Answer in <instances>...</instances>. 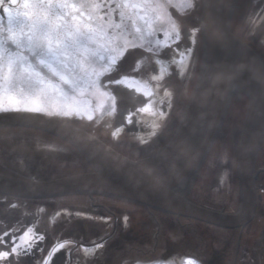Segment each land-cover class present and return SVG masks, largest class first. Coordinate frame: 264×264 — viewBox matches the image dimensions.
<instances>
[{
	"label": "flooded vegetation",
	"instance_id": "obj_1",
	"mask_svg": "<svg viewBox=\"0 0 264 264\" xmlns=\"http://www.w3.org/2000/svg\"><path fill=\"white\" fill-rule=\"evenodd\" d=\"M132 2L135 1L132 0ZM197 3L199 7L188 15H181L175 8L168 9L180 24L182 34L188 32L190 28H197L200 25L196 18L198 19L202 15L203 0H197ZM114 18H116L115 14ZM234 21L231 27L232 31L235 29L233 35L261 59L264 67V0H239ZM198 33L201 34V28ZM198 33L195 44V46L198 45V48L195 49L194 46V63L190 69V75L186 74L188 78H165L164 82L170 85V91L173 93V110L167 121L163 122L157 136L152 138L149 144L142 145L137 139L138 134H143L146 131L142 125H129L124 128L118 138H113L112 132L121 119V96H117L115 117L105 118L99 125L96 124V121L47 117L83 128L85 133L117 153L119 148H135V150L137 149L135 157L140 160L157 155L159 150L166 147L178 127L177 123L184 113L183 106L187 105L188 102L187 99L184 100L185 92H190V97L191 93L195 91L194 85L197 83L200 71L198 63L201 38H199ZM160 38H162V34H160ZM181 43L184 41L182 40ZM139 51L140 49L130 50L129 53L125 54L124 60H128L131 52ZM123 62L122 60L121 63ZM154 67L156 66L150 60H144L140 66V72L132 73V75L142 76L144 80L148 81L150 76L155 74L153 72ZM124 74L113 72L111 75L118 78ZM102 79L106 81L108 77L105 76ZM150 83L155 84L156 82L150 81ZM109 87L112 90L119 89L125 95L128 103H133L132 96H135V103L137 104L145 99L135 93L127 95L129 90L122 86L110 85ZM8 103L9 101L6 99L4 104L7 105ZM248 108L249 99L247 97L244 95L232 96L227 115L237 112L242 116L240 129L237 133V149L233 152L231 148L233 144L231 143L229 146V141H227L229 138L224 139L222 151L219 149L220 141L223 140L221 139L222 136L226 138L227 131L233 130L232 128L229 130L232 123L228 119L225 121L221 135L217 139L211 154L201 167L190 200L195 194L197 196L196 204L225 214L238 213L245 201V212L250 211L252 213L245 228L222 230L209 225L207 227L202 223H198V225L211 228L224 237L226 236L227 242L221 251V255L223 253L227 255L224 258L227 262L230 259V252L234 250L233 264H264V136L253 165V172L251 175L248 174L249 176L246 178L243 193L239 180V149L241 137L245 132ZM8 113L16 112H0V114ZM133 119L135 120V117ZM225 132H227L226 135ZM232 132L234 134L235 131ZM59 142L57 138L36 130H1L0 177L30 182L53 180L57 172H62L56 166L63 159L66 162L72 161V157L68 156H72L73 149L70 147L67 149ZM54 146L56 150L53 149ZM58 149L61 151L60 153ZM130 152L131 150L125 155ZM134 152L133 150L132 155ZM249 182L252 187H247ZM234 205L236 206L232 209ZM139 218H142V221ZM184 221L190 222L175 216L170 217V215L166 216L157 211L136 207L132 204L96 196L23 200L0 195V237L3 239V243H0V251L10 250L12 247L11 237H17L16 244H20L19 237L29 227L33 233L44 236L43 240L36 239L33 241L32 253L34 255L17 257L10 253L6 260L0 261V264H9V261L13 260L15 264H43L51 245L65 240L68 241L65 249L55 253L49 264H186L187 245L183 239L184 234L176 246L168 238V234L166 237L163 235L165 233L163 228L184 227L182 225ZM154 225L157 230L152 235L151 231ZM5 231L9 233L7 236L3 235ZM89 241L96 243L103 241L104 243L103 249L96 250L95 259L86 256L83 252L82 246L93 247L92 244L88 243ZM41 246H43V251L37 253L36 250ZM159 248L161 253L158 252ZM144 254L148 257L139 259ZM127 256L131 257L129 262L126 261ZM214 260V264H217L215 256ZM197 264L212 263L198 258Z\"/></svg>",
	"mask_w": 264,
	"mask_h": 264
},
{
	"label": "snow or ice",
	"instance_id": "obj_2",
	"mask_svg": "<svg viewBox=\"0 0 264 264\" xmlns=\"http://www.w3.org/2000/svg\"><path fill=\"white\" fill-rule=\"evenodd\" d=\"M198 7L197 0H0V94L9 101L0 103V112L74 117L99 125L115 117L117 96H121V119L113 138L129 125H142L146 131L137 139L149 144L173 110V93L165 78H188L199 31L193 28L182 34L168 9L188 15ZM132 49L140 51L124 60ZM144 60L156 66L148 81L132 75L140 72ZM113 72L125 74L117 78ZM110 85L145 99L137 104L132 96L133 103H128ZM16 239L11 237L10 250L0 251V261L10 253L34 255L33 241L44 236L29 227L19 237L20 244ZM67 243H53L43 264H49ZM88 243L93 247L82 246L83 252L95 259L104 243ZM41 251L43 246L36 250ZM186 264H197V260L188 259Z\"/></svg>",
	"mask_w": 264,
	"mask_h": 264
},
{
	"label": "water",
	"instance_id": "obj_3",
	"mask_svg": "<svg viewBox=\"0 0 264 264\" xmlns=\"http://www.w3.org/2000/svg\"><path fill=\"white\" fill-rule=\"evenodd\" d=\"M239 0H203L202 70L182 119L163 150L150 160L129 163L107 147L55 118L26 113L0 114L3 129L30 128L75 148L91 173L62 181L27 183L0 177V195L16 199L103 196L222 230L245 228L252 213L244 206L225 214L190 200L201 167L221 135L231 98L249 99L239 149L242 193L264 136V67L261 59L231 32ZM249 174V175H248ZM247 187H252L248 183Z\"/></svg>",
	"mask_w": 264,
	"mask_h": 264
},
{
	"label": "rangeland",
	"instance_id": "obj_4",
	"mask_svg": "<svg viewBox=\"0 0 264 264\" xmlns=\"http://www.w3.org/2000/svg\"><path fill=\"white\" fill-rule=\"evenodd\" d=\"M133 1L136 2V0H133ZM97 2H98V0H97ZM240 5H239V7H240ZM237 9H238V5H237ZM240 13H241V10H240ZM234 16H235V14H234ZM234 16L232 18L231 26L230 27H232V25H233ZM196 21L201 24V22H202V15H201L200 18H198V19L196 18ZM197 28L200 30L201 25H199ZM191 30L192 29L190 28L188 30V32H190ZM231 32H232V34L233 33L235 34V29H233V31L231 30ZM198 34L200 35L199 38H201V40L199 42V46H200V48H199V63H198V60H197V63L199 64L200 71H201L203 69L202 68V61H201V59L203 58V39H202L201 34L200 33H198ZM197 48H198V45L195 46V49H197ZM200 71L198 73L199 75H200ZM199 75L197 77V83H195V85H194V88L195 89L197 88V85L199 83V79H200L199 78L200 77ZM189 93L190 92H188V91L185 92L186 95L184 97V100L187 99L188 102H187V105L183 106V108H184L183 111L184 112L187 109L188 103L190 102V100L192 98V94L193 93H191L190 97H189ZM235 95H240V93H236ZM5 102H6L5 97L2 94H0V103H3L4 104ZM185 103H186V101H185ZM181 119H182V116L180 117L179 122L177 123L178 125H179ZM228 119H229V122L232 121L231 122L232 123V127H230L229 130L231 128L233 130L227 131L228 133L225 132V135L227 133L226 138H225V136H222L223 138H221V139H223V140L220 141L219 149L222 151V146H224L223 144L225 143V140L224 139L229 138L227 140V141H229L228 144H229V146H230L231 143L233 144V147L231 146V148H232V150L234 152V151H236L237 146H238V143H237L238 142L237 133L239 132V129H240L239 127H240V124H241L242 116L239 113L234 112L233 114L230 113V115H227L226 121H228ZM69 125L72 126L74 129L78 130L79 132L80 131L81 132H84V129L83 128H79L78 126H74L72 124H69ZM8 129H12V128H8ZM8 129H3V130H8ZM17 129H24V130H26V129H30V128L22 127V128H17ZM232 131H235L236 134H235V132L233 134ZM39 132H41V131H39ZM231 135H232V137H231ZM91 138H93V137L91 136ZM93 139L96 140V141H98L102 145H104L102 142H100L96 138H93ZM64 145L66 147H70V148L73 149L72 150V152H73L72 153V156H68V157H72V161L66 162L63 159V161L60 162V165L57 168V169L61 170L62 172H60V173L57 172L56 173L57 175H54L53 180H49V181H59V180L62 181L63 179H67V178H71V177H75V176H82V175H86V174L92 172L91 171L92 169H90V167L88 166L87 161L84 159V157L75 148H73L72 146H70L68 143H65V142H64L63 146ZM104 146L107 147L106 145H104ZM107 148L110 151L114 152L121 159H123V160H125V161H127L129 163H138V162H141L143 160H146L147 161V160L152 159L154 156H156V155H154L153 157H150V158H147V159L145 158L143 160L142 159L140 160V159H137L135 157L136 151H137V149L135 150V148H129V149L119 148V149H117L118 153L115 152L114 150H112L109 147H107ZM53 149L56 150V147L54 146ZM130 150H131V152L129 154L127 153L125 155V153L126 152H129ZM133 150L135 152L132 155ZM162 150H159L158 152L160 153ZM58 152L60 153L61 151L58 149ZM211 152H210V154H211ZM122 154H124V155H122ZM9 177H11V176H9ZM5 178L6 179H9V180H12V181L14 180V179H11V178H8V177H5ZM14 181L27 182V183H44V182H49V181H42V182H34V181H32V182H30V181H22V180H14ZM96 197H103V196H96ZM61 198H66V197H61ZM103 198L113 199V198H109V197H103ZM196 198H197V196L194 194V196H193V198H191V200L194 203H196L195 202V199ZM56 199H60V198H56ZM23 200H28V199H23ZM113 200H115V199H113ZM116 201H119V200H116ZM119 202L126 203V202H123V201H119ZM126 204H129V203H126ZM134 206L143 208L142 206H137V205H134ZM143 209H145V208H143ZM162 214L164 215V213H162ZM165 215L167 216V214H165ZM170 217H171V215H170ZM139 220L142 221V218H139ZM188 221H190V222L189 223H187L186 221L182 222V225H184V227H169V228L167 227V228H163L165 230L164 231L165 233L163 235H165V237H166L167 234H168V238H170L172 240V243L175 246H176L177 243L179 244V241L182 240V237H183V234H184V238L183 239H184V241H185V243L187 245V253H186L187 254V257L186 258L187 259H186V261L188 259H193L194 258V259L197 260L199 258L201 260L205 259L208 262L214 264L215 263L214 256H215L217 264H233V259H234V253L233 252H234V250L230 252V259L228 260V262L226 261V259H224L227 255H224V253L221 255V251L223 250V248L225 247L224 245L227 242L226 236L224 237L219 232H216L215 230H213L211 228H207L208 227L207 225H206L207 227H205V226L198 225L199 222H196V221H193V220H188ZM156 230H157V228L154 225V227H153V229L151 231V234L154 235L155 232H156ZM167 230H169V233H167ZM181 243H183V242H181ZM158 252L161 253V249L160 248L158 249ZM231 253H232V255H231ZM145 256H147V255L144 254L139 259H146ZM126 258H127L126 261L128 260V262L131 259L130 256H127Z\"/></svg>",
	"mask_w": 264,
	"mask_h": 264
},
{
	"label": "bare ground",
	"instance_id": "obj_5",
	"mask_svg": "<svg viewBox=\"0 0 264 264\" xmlns=\"http://www.w3.org/2000/svg\"><path fill=\"white\" fill-rule=\"evenodd\" d=\"M203 59V58H202ZM202 59H201V61H202ZM241 125V124H240ZM55 138V137H54ZM60 141V140H59ZM59 143H63L64 144V142H62V141H60ZM65 146V145H64ZM66 147V146H65ZM67 148V147H66ZM68 149V148H67ZM235 206L236 205H234L233 207H232V209H234L235 208Z\"/></svg>",
	"mask_w": 264,
	"mask_h": 264
},
{
	"label": "trees",
	"instance_id": "obj_6",
	"mask_svg": "<svg viewBox=\"0 0 264 264\" xmlns=\"http://www.w3.org/2000/svg\"><path fill=\"white\" fill-rule=\"evenodd\" d=\"M242 120V119H241ZM232 122V121H231ZM60 164H58L56 167L58 168V166H59Z\"/></svg>",
	"mask_w": 264,
	"mask_h": 264
}]
</instances>
